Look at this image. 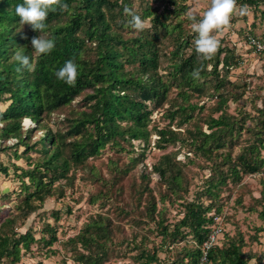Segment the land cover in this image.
I'll return each mask as SVG.
<instances>
[{
	"label": "rangeland",
	"instance_id": "obj_1",
	"mask_svg": "<svg viewBox=\"0 0 264 264\" xmlns=\"http://www.w3.org/2000/svg\"><path fill=\"white\" fill-rule=\"evenodd\" d=\"M127 1L129 9L147 22L144 31L148 33L152 32L151 18L145 17L143 12L153 8L162 13L167 2ZM208 3L209 0H186V14H167L169 28L180 24L183 39L188 41L183 56L191 53L195 39L187 14L202 13ZM259 10L262 9L248 8L247 15H235L231 27L218 34L219 50L232 53L238 65L227 70L221 64L224 52L216 54L212 60L215 62L214 58L218 56V77L210 73V63L208 74L201 80L203 92L200 95L182 88L189 96L184 105H196L194 111L187 112L190 120H185L186 114L173 113L183 103L176 97L177 90L170 89L161 105L149 106L154 111L148 126L151 136L145 147L137 142L132 145L120 142L119 146L108 144L83 165H71L66 177L53 184V196L40 205L36 203L35 211L21 224H16L19 233L29 229L36 239H40L41 231L50 225L56 241L50 246L46 242L32 245L31 251L24 253L16 264H79L76 250L82 253L81 246L68 240L81 233L91 219L98 220V217L109 226L110 232L100 264H145L146 255L153 253L158 261L149 264H187L188 254L196 251L193 238L186 234L183 239L171 243L159 235L155 223L159 220L171 230V226L182 218L185 204L192 201L212 206L208 216L213 224L208 226L214 225V217L220 218L223 236L217 247H226L230 238L240 234L245 242L243 252L256 258L248 264H264V231L258 232L264 228V54L246 44L248 37L264 40V22ZM128 20L127 15H116V24H125L123 28L115 27L124 40L141 33L129 27ZM162 44L164 53L168 54L171 50L169 40L163 38ZM86 56L94 58L92 53ZM168 58V55L160 57L157 70V75L165 82L169 80L166 75ZM86 93L70 106L52 114L45 127L66 134L70 125L78 120L79 113L87 108V100L83 98ZM7 105L0 104V110ZM170 114H173L172 118ZM219 116L224 117L226 125L208 128L211 119ZM24 123L25 126L29 124L23 121L21 125ZM167 128L176 134V141L159 146L155 130ZM25 130L27 128L23 127ZM41 136L42 132H37L30 139V145ZM249 145L255 148L251 149ZM35 148L16 159L13 149L2 150L0 146V162L8 167L7 175L0 173L1 215L13 214L24 198L18 177L20 171L15 172L14 166L31 169L46 159L39 153V147ZM18 150L17 154L22 151L21 148ZM257 162H261L257 171H246L247 165ZM158 164L165 167L167 175L180 176V189L173 191L163 179L160 180L153 171ZM210 186L215 187L211 189Z\"/></svg>",
	"mask_w": 264,
	"mask_h": 264
},
{
	"label": "trees",
	"instance_id": "obj_2",
	"mask_svg": "<svg viewBox=\"0 0 264 264\" xmlns=\"http://www.w3.org/2000/svg\"><path fill=\"white\" fill-rule=\"evenodd\" d=\"M63 2L68 4V10L51 12L46 21L45 32L55 40V48L51 53L41 55L36 71L29 73L23 69L17 71L20 65L13 62L11 57L16 50L31 57V40L40 33L33 31L29 25L20 24L15 7L23 3V0H0V104L8 103L4 110H0V146L2 150L13 149L16 159L24 157L35 147H39V153L46 157L40 165H33L31 169L14 166L15 172L20 171L18 177L24 198L17 204L13 214L1 215L0 212V262L8 264L19 262L22 255L30 252L31 246L38 242H46L50 246L56 241L50 225H46L41 231L43 236L36 239L29 229L19 233L16 224H21L35 211L36 203L40 205L47 197L53 196V184L66 177L71 165H83L108 144L119 146L120 142L130 145L137 142L143 143L145 147L151 136L148 126L154 111L149 108L150 104L161 105L167 92L174 88L177 90L176 97H180L183 104L173 113L186 114L185 120L188 121L191 117L187 116V112L194 111L196 105H184L189 96L182 88L200 95L203 92L201 80L208 74L207 66L210 63V73L218 77V56L214 58L215 62L212 59L202 62L195 52V46L189 55L183 56V48L188 46V41L183 39L182 27L176 24L169 28L166 24L167 14H186V0H167L162 13L148 8L143 15L151 18L152 32L141 31L139 35L126 40L115 30V27L123 28L125 24L120 22L117 25L115 19L117 14L126 16L124 8L130 7L127 0ZM237 4L247 5L249 9L261 8L259 11L264 22V0H237ZM163 38H167L171 45L168 54L164 53ZM248 41L249 37L246 39L249 46ZM222 52V67L228 70L229 67L238 65L233 54L227 50L220 49L216 54ZM88 53H92L94 58L88 59ZM165 55L169 56L170 62L166 71L169 79L167 82L157 75L160 57ZM69 59L79 66L74 87L55 76V72ZM197 68L202 69L198 80L191 76ZM85 92L87 93L83 98L87 100V108L79 113L78 120L70 125L66 134L53 132L45 127V122L52 114L70 106ZM221 100L225 103L223 98ZM172 115L170 114L171 118ZM223 118L219 116L211 119L208 128L225 126ZM25 120L29 125L24 132L25 125L21 123ZM37 132H42V136L30 145V139ZM155 133L159 146L176 141V134L169 128L155 130ZM19 148L22 151L17 154ZM249 148L255 147L249 145ZM257 163L247 165L246 171H257L256 167L261 162ZM153 171L173 191L180 189L178 174L167 175L162 164L154 166ZM0 173H8V167L1 162ZM210 192L211 190L208 191ZM211 209V205L203 206L196 201L186 203L182 218L171 226V230L156 220L159 235L163 239H169L171 243L183 239L186 234L193 238L196 251L188 254L187 264L197 262L200 246L210 233L211 226L208 225L213 222L208 213ZM262 231L264 228L258 230ZM45 236L49 238H44ZM109 236V226L104 225L98 217V220L91 219L83 231L68 242L81 246L82 253L76 250L79 264H100L105 256L104 248ZM169 246L168 244L167 248ZM217 246L208 253L206 264H248L250 260L256 259L243 252L245 242L240 234L230 238L226 247ZM93 249L98 251L94 252ZM146 258L145 264L158 261L154 253L147 254Z\"/></svg>",
	"mask_w": 264,
	"mask_h": 264
},
{
	"label": "clouds",
	"instance_id": "obj_3",
	"mask_svg": "<svg viewBox=\"0 0 264 264\" xmlns=\"http://www.w3.org/2000/svg\"><path fill=\"white\" fill-rule=\"evenodd\" d=\"M68 8V4L63 0H23V3L16 5L15 14L19 17L20 24L29 25L33 31L40 33L38 37H33L31 40L33 48L31 57L20 50L14 52L11 59L20 65L17 71L23 69L29 73L35 72L40 56L53 51L55 40L49 38L45 32L46 21L51 12H56L58 9L67 11ZM124 13L131 17L127 22L129 27L137 33L145 30L147 22L140 15L127 6L124 8ZM247 14V5H238L237 0H209L206 10L202 13L189 12L186 18L191 22V30L195 33L194 46L198 58L202 62L210 61L220 48L218 34L231 27L235 15ZM78 68V64L69 59L55 72V76L58 80L74 87L79 75ZM201 71V68L194 69L191 73L192 78L200 79Z\"/></svg>",
	"mask_w": 264,
	"mask_h": 264
},
{
	"label": "built area",
	"instance_id": "obj_4",
	"mask_svg": "<svg viewBox=\"0 0 264 264\" xmlns=\"http://www.w3.org/2000/svg\"><path fill=\"white\" fill-rule=\"evenodd\" d=\"M249 47L252 48L255 52L263 53L264 52V42H261L257 38L249 37L248 41ZM214 225L211 227L210 233L206 240L201 244L199 252V258L195 264H206L208 253L212 250L213 247L219 245V241L223 236L222 229L219 226V217H214Z\"/></svg>",
	"mask_w": 264,
	"mask_h": 264
},
{
	"label": "bare ground",
	"instance_id": "obj_5",
	"mask_svg": "<svg viewBox=\"0 0 264 264\" xmlns=\"http://www.w3.org/2000/svg\"><path fill=\"white\" fill-rule=\"evenodd\" d=\"M25 121H26V120H25ZM25 121H24V122H25ZM24 125H26V124L24 123ZM28 125H29V124H28ZM28 125H27V126H28ZM27 126H25V127H27Z\"/></svg>",
	"mask_w": 264,
	"mask_h": 264
}]
</instances>
